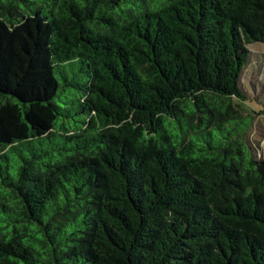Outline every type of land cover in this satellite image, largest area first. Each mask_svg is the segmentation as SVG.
Wrapping results in <instances>:
<instances>
[{
    "label": "trees",
    "instance_id": "16d2710c",
    "mask_svg": "<svg viewBox=\"0 0 264 264\" xmlns=\"http://www.w3.org/2000/svg\"><path fill=\"white\" fill-rule=\"evenodd\" d=\"M255 43L264 0L0 2V264H264Z\"/></svg>",
    "mask_w": 264,
    "mask_h": 264
},
{
    "label": "rangeland",
    "instance_id": "374dc122",
    "mask_svg": "<svg viewBox=\"0 0 264 264\" xmlns=\"http://www.w3.org/2000/svg\"><path fill=\"white\" fill-rule=\"evenodd\" d=\"M5 0H0L4 3ZM19 7L25 8L24 2H19ZM247 61L242 69L239 86L246 99V105L256 114L249 142L258 151L257 158L264 160V43H255L247 46ZM73 70L67 69L69 77H73V71L77 73V65ZM78 83L83 82L84 76H75Z\"/></svg>",
    "mask_w": 264,
    "mask_h": 264
}]
</instances>
